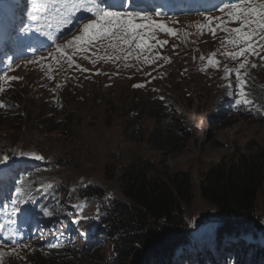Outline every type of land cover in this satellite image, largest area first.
Returning a JSON list of instances; mask_svg holds the SVG:
<instances>
[{"label": "rangeland", "instance_id": "obj_1", "mask_svg": "<svg viewBox=\"0 0 264 264\" xmlns=\"http://www.w3.org/2000/svg\"><path fill=\"white\" fill-rule=\"evenodd\" d=\"M25 1L0 0V19L24 17ZM80 13L76 15L81 16ZM221 15L220 11H215L207 16ZM177 17L180 18L160 20L176 25L186 23L184 27L187 30L194 27L192 20L188 22L184 18L186 16ZM86 22L84 20L82 23ZM216 37L207 30L200 37L192 35L182 39L176 55H170L167 65L151 71V66L146 64L144 68H149L150 73H142L137 79L129 81H95V75L101 77L102 72L99 70L97 73L98 67L90 66L86 60H79L78 64L88 71L77 68L80 77L66 81L67 84L62 87L64 77L61 71L54 69L52 59H37L47 57V54L35 57V62L30 65L17 63L8 75L19 79L0 80V86L4 89L0 92V100L9 105L0 108V157L10 156L6 165L0 164V186H5L6 180L9 184L10 179L5 178L12 176L6 173H10L13 168L24 170L27 167H39L40 172L31 181L36 186H27L25 203L17 204V207H24L22 211L31 208L38 217L37 222L49 228L58 224L53 232L64 237L69 220L87 217V212L98 211L112 198L114 190L106 189L110 183L107 178L111 173L105 171L111 159L122 164L137 151L154 170L189 171L196 183L199 170L227 158L233 150L246 154L257 149L264 151V63L258 58H250L258 65L248 69L247 90L249 98L253 100L252 110L249 111L247 106H237L234 74L228 76L224 72L225 66L231 68L236 64L224 55L226 51L234 49L222 46L224 38L220 33ZM160 39L167 40L164 37ZM198 40L200 48H191ZM213 53H216L214 58L220 61L219 67L208 65L207 58ZM201 68L204 70L201 71ZM136 70L131 69V74ZM134 83L145 86L133 87ZM55 93H59L62 100L57 95L52 98ZM160 97L170 107L175 120H184L186 127L184 150L169 157L161 156L147 144L156 112L150 106L153 102L154 106L157 105L161 101ZM133 120L140 127L131 133ZM22 152H35L43 159L20 155ZM68 162L71 164L67 165ZM111 186L115 187V184L112 182ZM88 187L103 193H88L91 192L89 189L87 192ZM41 194L49 195L47 199H53L57 205L55 212L50 209L48 213L44 211L49 218L39 208L45 200ZM194 199L187 212L198 216L200 209L206 208L198 198ZM256 204L257 216L263 218V193ZM208 216L204 213L196 218L193 226L195 230L197 228L196 231H203L205 226L217 221L216 217L213 219L214 216ZM206 220L209 222L205 223ZM52 236V232H44L36 240L21 243L19 248L0 246V250L5 252L3 264H63L66 253L55 252L50 245H45ZM207 242L211 243V240ZM102 245L97 253L99 258L111 254L110 243ZM12 248H16L15 253L9 251ZM217 253L210 254L208 258L200 257L202 264H213L219 259H222V263L218 264H234V260H238L239 264L244 254H252L245 264H264V250L259 244L241 246L238 241L230 240Z\"/></svg>", "mask_w": 264, "mask_h": 264}, {"label": "trees", "instance_id": "obj_2", "mask_svg": "<svg viewBox=\"0 0 264 264\" xmlns=\"http://www.w3.org/2000/svg\"><path fill=\"white\" fill-rule=\"evenodd\" d=\"M152 107L156 112L147 144L161 156L179 154L187 142L185 121L175 120L163 104ZM138 127L133 120L130 132ZM111 160L105 171L111 173L106 189H113V196L97 212L87 213L88 218L75 227L68 226V235L79 231L83 239L77 247L74 242H61V247L69 248L71 254H66L63 264H184L186 259L188 264H199L192 261L193 254L197 261L202 253L205 257L216 254L226 240L258 243L264 249V217L257 216L256 204L260 194H264L263 150L247 154L233 150L227 158L199 170L196 183L189 171L154 170L137 151L122 164ZM27 172L22 181L17 180L22 194L32 177L31 170ZM18 173L21 172L14 175ZM89 191L94 195L103 193L97 189ZM194 198L206 208L200 209L198 216L187 212ZM204 213L217 221L205 226L206 231H196V218ZM18 217L20 221L25 218ZM105 242L110 243L111 254L99 258L97 253ZM251 256L245 255L239 264Z\"/></svg>", "mask_w": 264, "mask_h": 264}, {"label": "snow or ice", "instance_id": "obj_3", "mask_svg": "<svg viewBox=\"0 0 264 264\" xmlns=\"http://www.w3.org/2000/svg\"><path fill=\"white\" fill-rule=\"evenodd\" d=\"M133 5L134 0H29L28 18L37 25L36 31L47 27L48 29L55 28L56 32H60L69 26L75 27L79 20L84 18L77 17V13L83 11L90 14V18L82 24L79 32L64 44H55L59 37L52 32L44 33L49 40L53 41L54 49L47 53V57L37 59L51 58L56 64L61 66L67 64L69 68L75 65L81 71H88V69L77 64L74 57L82 56L90 60L92 64H95L97 60L116 62L132 58L142 59L145 64H152L154 59L158 58L170 62L168 57H161L159 52L153 56L146 53H152L157 46L162 48L168 44V40L159 39L158 34L163 33L175 38L179 36L178 30L169 26L164 20L154 18V16H160L159 11L153 15L142 10H133ZM219 11L222 13L221 16H206L204 18L206 22L197 24L196 27L201 33L207 29L213 37L216 36L218 30L226 34L222 46H231L234 50L226 51L224 55L236 64L231 68L225 66L224 72L228 76L234 74L235 104L247 106L251 111L253 100L249 98L247 90L250 75L248 69L258 66L250 58H258L264 63V0H222ZM34 13H42V15ZM28 28L29 25L25 23L19 30L25 32ZM175 47L173 45V48ZM101 49L105 50V55H99ZM89 51L93 52L96 59H91L86 55ZM215 55L216 53L211 54L207 62L212 67H219L220 61L214 58ZM200 59L203 60L204 57L201 56ZM124 66L129 67L128 64ZM16 79L19 77L10 76L7 72L0 75L2 81ZM144 86V84L133 85V87ZM3 91V87L0 86V92ZM160 99L163 100V97ZM6 107L9 105L0 100V108ZM20 155L43 159L35 152H22ZM9 159L8 155L0 157V164L6 165ZM20 191V188L16 189L17 193ZM23 203H25L23 199L12 201L13 205ZM21 211V208L14 206L11 214L15 216ZM19 247L20 245L17 244V248ZM23 247H28V245ZM9 251L15 253L16 248ZM4 255L5 252L0 250V264H3Z\"/></svg>", "mask_w": 264, "mask_h": 264}, {"label": "bare ground", "instance_id": "obj_4", "mask_svg": "<svg viewBox=\"0 0 264 264\" xmlns=\"http://www.w3.org/2000/svg\"><path fill=\"white\" fill-rule=\"evenodd\" d=\"M174 4V3H173ZM225 34V33H224ZM226 35V34H225Z\"/></svg>", "mask_w": 264, "mask_h": 264}]
</instances>
